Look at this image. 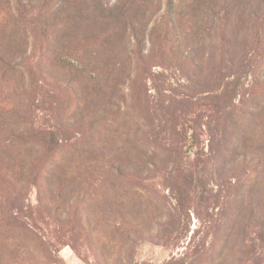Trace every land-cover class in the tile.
<instances>
[{"label": "rangeland", "instance_id": "rangeland-1", "mask_svg": "<svg viewBox=\"0 0 264 264\" xmlns=\"http://www.w3.org/2000/svg\"><path fill=\"white\" fill-rule=\"evenodd\" d=\"M168 3L0 0V264H264V0Z\"/></svg>", "mask_w": 264, "mask_h": 264}, {"label": "trees", "instance_id": "trees-1", "mask_svg": "<svg viewBox=\"0 0 264 264\" xmlns=\"http://www.w3.org/2000/svg\"><path fill=\"white\" fill-rule=\"evenodd\" d=\"M172 2H173V0H169L168 9H167V12L165 13L166 17H169V19L174 14L173 10H172V4H171ZM157 26L158 25H156V27ZM156 27H154V29H152V30L150 28V30L152 32H155V30H157ZM132 33H133L132 36L134 38V45H133V48L131 50V53L133 54V56H135L139 59H142V58H144V52L146 50L145 47H146V43H147L145 31H138V30H136V28H133ZM147 34H148V30H147Z\"/></svg>", "mask_w": 264, "mask_h": 264}]
</instances>
